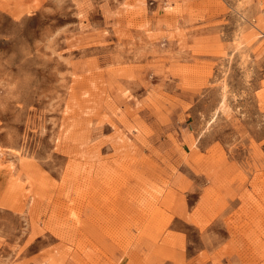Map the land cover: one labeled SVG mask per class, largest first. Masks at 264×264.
Segmentation results:
<instances>
[{
	"label": "rangeland",
	"instance_id": "374dc122",
	"mask_svg": "<svg viewBox=\"0 0 264 264\" xmlns=\"http://www.w3.org/2000/svg\"><path fill=\"white\" fill-rule=\"evenodd\" d=\"M0 264H264V0H0Z\"/></svg>",
	"mask_w": 264,
	"mask_h": 264
}]
</instances>
